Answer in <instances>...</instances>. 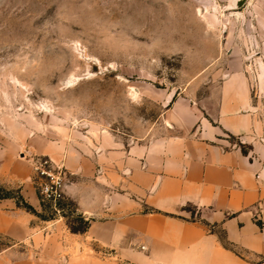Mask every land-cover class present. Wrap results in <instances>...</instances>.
<instances>
[{
    "label": "crops",
    "instance_id": "1",
    "mask_svg": "<svg viewBox=\"0 0 264 264\" xmlns=\"http://www.w3.org/2000/svg\"><path fill=\"white\" fill-rule=\"evenodd\" d=\"M229 67L202 99L172 95L161 135L126 144L103 133L67 144L33 136L27 151L0 154V183L43 216L0 200V235L15 244L0 264H264V86ZM38 158L63 168V201L86 232L71 233L56 207L46 216Z\"/></svg>",
    "mask_w": 264,
    "mask_h": 264
},
{
    "label": "rangeland",
    "instance_id": "2",
    "mask_svg": "<svg viewBox=\"0 0 264 264\" xmlns=\"http://www.w3.org/2000/svg\"><path fill=\"white\" fill-rule=\"evenodd\" d=\"M231 65L263 89L264 0H0V154L161 135L166 98L202 99Z\"/></svg>",
    "mask_w": 264,
    "mask_h": 264
},
{
    "label": "built area",
    "instance_id": "3",
    "mask_svg": "<svg viewBox=\"0 0 264 264\" xmlns=\"http://www.w3.org/2000/svg\"><path fill=\"white\" fill-rule=\"evenodd\" d=\"M33 172L39 200L42 204L56 207L63 201L65 187L63 168L55 165L49 158H38L33 163ZM141 249L145 250L144 247Z\"/></svg>",
    "mask_w": 264,
    "mask_h": 264
},
{
    "label": "trees",
    "instance_id": "4",
    "mask_svg": "<svg viewBox=\"0 0 264 264\" xmlns=\"http://www.w3.org/2000/svg\"><path fill=\"white\" fill-rule=\"evenodd\" d=\"M230 140L231 143L237 146L244 155H247L249 148H246L240 145L239 143L235 142L233 137H230ZM8 199L14 200L18 208L25 210L27 213L40 217V215L37 214L32 207L25 203V201L20 195L19 190H17L16 192H11L7 191L6 189L0 186V200ZM56 208L62 211L61 214L65 218L67 227L71 233L82 234L87 231L89 227L88 221H86L81 216L75 214L73 204H71L70 202L61 201L56 205ZM64 210H66V212ZM48 218L52 219V217ZM223 244L226 248H229V245L226 244L224 241Z\"/></svg>",
    "mask_w": 264,
    "mask_h": 264
},
{
    "label": "water",
    "instance_id": "5",
    "mask_svg": "<svg viewBox=\"0 0 264 264\" xmlns=\"http://www.w3.org/2000/svg\"><path fill=\"white\" fill-rule=\"evenodd\" d=\"M244 2L245 0H232L233 9H239ZM135 92L137 93V90H135ZM172 100H173V96L170 95L168 100L165 103L166 106L169 105Z\"/></svg>",
    "mask_w": 264,
    "mask_h": 264
}]
</instances>
